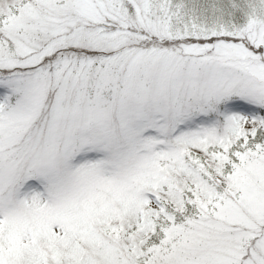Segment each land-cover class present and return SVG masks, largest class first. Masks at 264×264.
<instances>
[{
  "label": "snow or ice",
  "instance_id": "obj_1",
  "mask_svg": "<svg viewBox=\"0 0 264 264\" xmlns=\"http://www.w3.org/2000/svg\"><path fill=\"white\" fill-rule=\"evenodd\" d=\"M0 264H264V0H0Z\"/></svg>",
  "mask_w": 264,
  "mask_h": 264
}]
</instances>
